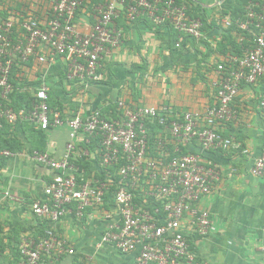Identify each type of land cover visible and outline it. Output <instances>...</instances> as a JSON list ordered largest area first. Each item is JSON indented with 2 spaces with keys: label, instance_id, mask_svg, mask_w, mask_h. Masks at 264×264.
I'll use <instances>...</instances> for the list:
<instances>
[{
  "label": "built area",
  "instance_id": "1",
  "mask_svg": "<svg viewBox=\"0 0 264 264\" xmlns=\"http://www.w3.org/2000/svg\"><path fill=\"white\" fill-rule=\"evenodd\" d=\"M15 1L0 0V128L4 122L15 128L28 123L46 133L66 129L69 135L61 159L48 152L31 154L37 165L53 172L45 199L31 205L33 214L56 225L66 218L91 221L102 209L100 247L133 255L136 264H192V233L207 237L214 231L207 211L194 213L191 232L184 225L220 177L219 164L206 156L247 152L228 133L244 86L262 89L258 106L264 116V0L250 1L245 20L235 22L242 32L241 54L218 65L216 103L204 113L119 100L73 117L50 106L45 83L32 94L29 109H14L13 71L35 58L45 62L39 52L46 47L50 61L67 59L68 81L98 82L103 60L123 42L116 29L119 18L173 31L176 49L186 40L202 42L204 23L185 0H99L94 22L83 31L79 19L86 0H22L30 10L13 12ZM222 24L229 29L233 21L227 18ZM13 155L0 148V162ZM84 158L92 171L80 164ZM251 174L264 180V147ZM4 196L11 197L8 192ZM18 252V264H58L75 253L53 231L41 239L23 238Z\"/></svg>",
  "mask_w": 264,
  "mask_h": 264
},
{
  "label": "crops",
  "instance_id": "2",
  "mask_svg": "<svg viewBox=\"0 0 264 264\" xmlns=\"http://www.w3.org/2000/svg\"><path fill=\"white\" fill-rule=\"evenodd\" d=\"M185 1L204 23L202 42L186 40L177 50L173 31L154 30L144 21L131 22L123 16L116 22V29L123 35L122 45L103 60L98 82L68 81L67 59L57 57L50 61L46 47L39 52L46 61L35 58L22 65L16 70L15 80L31 95L45 83L51 104L66 117L105 109L119 100L130 106L170 105L183 112L202 114L216 103L214 84L219 78L218 65L241 48L242 35L235 31L225 33L222 24L240 0ZM96 4L94 0H86L79 19L81 30H88L94 22ZM10 7L13 12L28 9L22 0H16ZM261 91L254 86L241 89L234 103L237 119L228 129L229 135L247 152L206 156L219 164L220 177L194 212L186 215L184 225L191 232L194 213L207 211L214 231L207 237L192 233L195 254L192 264H264V180L251 174L254 160L264 147V116L258 106ZM37 130L0 128V145L11 143L14 154L0 162V264H18L20 241L29 237L41 239L48 231H53L75 251L58 264H136L133 255L99 246L103 229L100 220L106 214L102 209L95 211L91 221L66 218L56 225L33 214L31 205L45 199L44 189L53 172L37 165L31 152L38 146L61 159L69 141L66 129L51 130L43 133L44 137ZM79 154L80 149L75 158ZM80 164L85 169L92 168L85 158ZM6 192L11 197H5Z\"/></svg>",
  "mask_w": 264,
  "mask_h": 264
},
{
  "label": "trees",
  "instance_id": "3",
  "mask_svg": "<svg viewBox=\"0 0 264 264\" xmlns=\"http://www.w3.org/2000/svg\"><path fill=\"white\" fill-rule=\"evenodd\" d=\"M96 1L97 3L99 2V0H94ZM250 1H261V0H240L238 2V4L236 6H234L232 9H231V13H230V19L233 21V25L231 28L229 29H224L225 33L227 34H231L233 31L239 33L240 35H242V32L237 28L235 22L237 20H245V15H246V8L249 4ZM248 43H244V46H247ZM179 50V49H177ZM241 54V48L239 47V49L236 50V52L233 53V55H240ZM18 69V68H17ZM15 69L13 71V82H14V85L16 87V91L14 92V94L12 95V107L16 110H19V109H22V108H27L29 109L30 108V103H31V100H32V95L29 94L28 92H25L22 90L23 85H21L19 82H17L15 80V73H16V70ZM49 104L50 106L53 108V109H56V110H59L62 112L61 109L57 108V107H54L51 102H50V99H49ZM63 113V112H62ZM4 126H10L8 124H6L5 122L3 123L2 127L3 128ZM12 127V126H11ZM30 128V129H34V130H37V128L33 125H30L28 123H25L23 124L21 128ZM39 131V134L41 135V137H44L43 133H46V132H43L41 130H37ZM0 148L2 149H8L11 151L12 149V144L9 143V144H2L0 145ZM34 151H38V152H41V153H44L46 152L45 149L41 148V147H35L33 148L31 154L34 152ZM222 154H220L221 156Z\"/></svg>",
  "mask_w": 264,
  "mask_h": 264
}]
</instances>
